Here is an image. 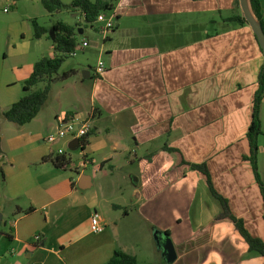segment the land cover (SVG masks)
I'll use <instances>...</instances> for the list:
<instances>
[{
	"label": "crops",
	"instance_id": "1",
	"mask_svg": "<svg viewBox=\"0 0 264 264\" xmlns=\"http://www.w3.org/2000/svg\"><path fill=\"white\" fill-rule=\"evenodd\" d=\"M114 4L116 28L97 42L93 71L83 61L82 70L59 74L47 104L24 125L5 112L45 56L11 79L0 100V264H107L116 250L139 264H169L160 246L161 257L153 251V230L154 237L169 231L173 264H264L206 175L189 164L207 163L232 213L264 240V196L247 159L264 52L250 24L227 20L244 15L241 0ZM64 12L84 22L78 9L49 13ZM261 12L264 20V0ZM55 24L40 39L34 32L52 41L51 57ZM72 114L89 119L88 137L48 142ZM261 120L264 131V98ZM259 145L264 181V134ZM63 157L68 163L60 167ZM95 210L106 226L98 234L91 231Z\"/></svg>",
	"mask_w": 264,
	"mask_h": 264
},
{
	"label": "trees",
	"instance_id": "2",
	"mask_svg": "<svg viewBox=\"0 0 264 264\" xmlns=\"http://www.w3.org/2000/svg\"><path fill=\"white\" fill-rule=\"evenodd\" d=\"M116 0H73L71 4H66L62 0H42L43 5L50 13L60 12L67 9L80 10L85 18L86 26L95 27L98 16L101 13L113 11ZM253 11L264 29V20L261 12V0H251ZM228 21L238 22L239 24H249L244 15H236L227 19ZM82 23V24H83ZM35 28V38L40 39L48 33L47 27L41 25L37 19L33 20ZM79 24H70L65 21H58L54 27V51L55 56H45L34 65V70L29 79L25 81V94L21 99L15 102L6 112V118L18 125H24L33 120L42 108L47 104L51 94V85L55 78L60 74L65 60L78 47L77 26ZM70 73H64L65 77ZM44 84V86H40ZM264 98V66L260 74V87L256 93L254 102L253 120L248 130V138L251 144V155L247 159L251 161L256 172V177L264 196V181L259 173L258 159L260 152L259 139L263 131L261 120V104ZM167 150L175 151L169 146ZM57 163L60 167H65L68 163L66 158H58ZM193 169L203 172L207 177V182L212 194L222 203L225 216L230 218L237 230L249 244L253 251H257L264 256V240L253 236L246 228L244 221L232 213L229 202L215 188L207 163H189ZM169 234V231H167ZM107 264H139L136 256L123 250H116L113 257Z\"/></svg>",
	"mask_w": 264,
	"mask_h": 264
},
{
	"label": "rangeland",
	"instance_id": "3",
	"mask_svg": "<svg viewBox=\"0 0 264 264\" xmlns=\"http://www.w3.org/2000/svg\"><path fill=\"white\" fill-rule=\"evenodd\" d=\"M64 1L66 4L72 3V0ZM5 8H8L9 11L5 12ZM106 14L109 17L113 11ZM60 18L72 21L75 25L79 24L78 19L72 18L67 12L52 16L43 5L42 0H0V100L4 99L8 82L11 79H18L19 73L24 71L29 64H33L42 56H48L51 51L52 41L50 39L44 38L40 42L34 38L33 20L37 19L41 25L52 28ZM97 27L98 24L92 27L86 26L84 23L77 26V54L70 55L65 60L60 74L74 67L82 70L84 67L80 66L79 62L83 61L86 62L87 69L93 71V67L97 65L99 59L96 44L99 40L104 41L103 36L96 30ZM88 36L91 44L82 48L83 41L87 40ZM2 111L3 107H0V117H2ZM68 151L71 150L68 149ZM151 238H153V251L161 257L162 250L154 237V230L151 232Z\"/></svg>",
	"mask_w": 264,
	"mask_h": 264
},
{
	"label": "built area",
	"instance_id": "4",
	"mask_svg": "<svg viewBox=\"0 0 264 264\" xmlns=\"http://www.w3.org/2000/svg\"><path fill=\"white\" fill-rule=\"evenodd\" d=\"M9 9L5 8V12H8ZM98 24V31L99 33L105 38L108 39L111 33L116 28L117 19L116 14L113 13L111 16H107L106 13H101L98 16L96 21ZM90 44V39L83 41L82 48L87 47ZM77 48L70 53V55H76ZM105 72V64L101 60L96 68V73L101 75ZM89 117V116H88ZM91 131V123L89 119L86 117H80L78 114L68 115L64 118L61 126L56 132L49 134L47 137L48 142L55 144L57 142L62 141H72V140H85L88 137ZM66 149L64 147H59L57 149L58 156H65ZM106 226L102 223L100 213L95 210L91 216V231L95 234L101 233L105 230Z\"/></svg>",
	"mask_w": 264,
	"mask_h": 264
},
{
	"label": "water",
	"instance_id": "5",
	"mask_svg": "<svg viewBox=\"0 0 264 264\" xmlns=\"http://www.w3.org/2000/svg\"><path fill=\"white\" fill-rule=\"evenodd\" d=\"M241 5L244 16L246 17L253 31L255 32L257 39L261 45V48L264 52V29L253 11L251 0H241ZM76 142L79 143V140ZM155 239L158 242L159 246L162 248L163 255L167 263L173 264L178 258V253L171 236L168 233L155 231Z\"/></svg>",
	"mask_w": 264,
	"mask_h": 264
}]
</instances>
